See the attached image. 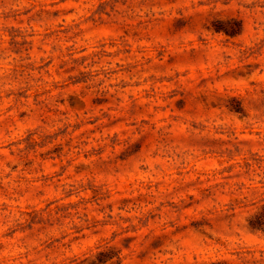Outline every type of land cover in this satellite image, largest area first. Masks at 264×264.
I'll list each match as a JSON object with an SVG mask.
<instances>
[{"label": "rangeland", "instance_id": "374dc122", "mask_svg": "<svg viewBox=\"0 0 264 264\" xmlns=\"http://www.w3.org/2000/svg\"><path fill=\"white\" fill-rule=\"evenodd\" d=\"M264 264V0H0V264Z\"/></svg>", "mask_w": 264, "mask_h": 264}, {"label": "trees", "instance_id": "16d2710c", "mask_svg": "<svg viewBox=\"0 0 264 264\" xmlns=\"http://www.w3.org/2000/svg\"><path fill=\"white\" fill-rule=\"evenodd\" d=\"M90 264H123V259L116 248L99 246Z\"/></svg>", "mask_w": 264, "mask_h": 264}]
</instances>
